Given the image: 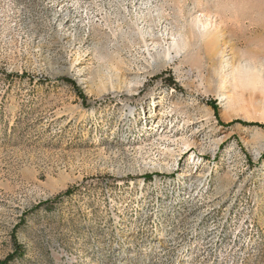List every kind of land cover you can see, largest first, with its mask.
I'll return each instance as SVG.
<instances>
[{
    "label": "rangeland",
    "instance_id": "1",
    "mask_svg": "<svg viewBox=\"0 0 264 264\" xmlns=\"http://www.w3.org/2000/svg\"><path fill=\"white\" fill-rule=\"evenodd\" d=\"M250 122L264 0H0V259L264 264Z\"/></svg>",
    "mask_w": 264,
    "mask_h": 264
},
{
    "label": "trees",
    "instance_id": "2",
    "mask_svg": "<svg viewBox=\"0 0 264 264\" xmlns=\"http://www.w3.org/2000/svg\"><path fill=\"white\" fill-rule=\"evenodd\" d=\"M63 80L68 82V83H70L74 88H77V86L75 85V83L72 80L67 79V78L63 79ZM235 121L243 122V121H240V120H235ZM247 124H255V125H259V126L264 127L263 124H259V123H256V122H250V123H247ZM150 177H151L150 175L146 176L145 179H150ZM69 192H70L69 189H67L65 191L66 194H69ZM23 253H24L23 247L16 241V239H13V250L9 254H7V256H5L3 259H0V264H10L16 258L22 257Z\"/></svg>",
    "mask_w": 264,
    "mask_h": 264
},
{
    "label": "bare ground",
    "instance_id": "3",
    "mask_svg": "<svg viewBox=\"0 0 264 264\" xmlns=\"http://www.w3.org/2000/svg\"><path fill=\"white\" fill-rule=\"evenodd\" d=\"M9 2V1H8ZM163 135V134H162ZM169 138V137H168Z\"/></svg>",
    "mask_w": 264,
    "mask_h": 264
}]
</instances>
